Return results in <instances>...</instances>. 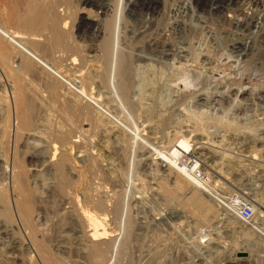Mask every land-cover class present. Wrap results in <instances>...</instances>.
<instances>
[{
  "label": "rangeland",
  "instance_id": "obj_1",
  "mask_svg": "<svg viewBox=\"0 0 264 264\" xmlns=\"http://www.w3.org/2000/svg\"><path fill=\"white\" fill-rule=\"evenodd\" d=\"M27 1L0 0V11L4 14L18 2L15 8L18 6L17 13L22 19L20 27L1 21L0 25L10 33L19 32L25 38L23 45L58 72L62 80L34 61L23 60L14 45L0 38V109L5 104L4 92L13 108L14 82L7 73L11 71L20 76L31 110L28 131L33 134L23 132L14 152L26 172L27 188L34 193L33 216L38 215L36 224L44 230L41 240H45L46 252L67 264L75 261L74 254L81 246L70 238L80 228L71 201L89 209V200L97 198L108 206L106 224L116 239L114 248L119 264H203L199 258L205 244L199 245V241L209 237L227 241L225 230L237 226L221 224L218 230L207 231L208 237L202 236V231L214 225L194 227V211L183 206L192 190L188 180L144 165L141 155L145 149L151 150L150 154L166 151L176 136L184 137L190 144L206 143L204 165L194 175L206 181L204 186L218 202L227 205L235 197L247 199L248 203L252 200L257 216L260 214L257 218L264 220V26L239 36L223 19L221 22L209 15L203 1L198 5L194 0H161L153 12L143 10L127 16L125 0H113L116 12L106 21L117 28L106 32L111 53L105 60L99 46L101 40L95 41L91 34L80 37L74 31L78 18L89 10L97 14L95 9L81 10L82 0H36L47 24L25 29ZM57 19L66 27L70 39L66 43L77 46V51L51 47L48 29ZM158 37L166 39L172 51L149 45L151 38ZM29 39L40 48L31 49L25 42ZM247 39L256 51L253 54L258 56L255 54L250 64L236 65L230 50ZM120 55L126 57L128 64L125 95L118 90L123 80L116 61ZM23 61L30 66L26 73L22 71ZM69 85L76 91L82 88L96 106L87 105L71 89L67 91ZM238 87L247 90L239 93ZM13 115L11 131L15 128ZM2 127L0 119V132ZM59 132L78 140L72 146L66 142L55 144L57 159L63 156L60 162L64 175L60 179L66 181L64 187L52 170L37 174L31 171L35 160L30 156L36 151H47L43 139ZM43 134L45 137L40 139ZM10 137L0 143V154L12 157ZM251 150H255V159L251 158L254 155ZM192 151L184 159L186 162L195 156ZM70 166L74 169L68 170ZM213 215L214 212L209 214ZM12 234L14 238L8 235L0 204V264H23L30 256L38 264L37 255L28 249L26 241L20 243L25 240L22 232ZM236 238L229 237V243L233 239L230 250H236L232 246L238 243ZM10 245L18 246L17 253L10 254ZM62 246L68 251L60 254L58 249ZM244 250L241 252L245 253ZM231 259L220 264H232Z\"/></svg>",
  "mask_w": 264,
  "mask_h": 264
},
{
  "label": "bare ground",
  "instance_id": "obj_2",
  "mask_svg": "<svg viewBox=\"0 0 264 264\" xmlns=\"http://www.w3.org/2000/svg\"><path fill=\"white\" fill-rule=\"evenodd\" d=\"M160 1L161 0H125V4H124L125 11H126L127 16H133L139 12H142L143 10H146V12L147 11L153 12V11L157 10ZM202 1H203V3H205L207 5V11L206 12L209 15H211L213 17H217L221 20L223 19L227 23V27L230 28V26H232V28H234V30L239 33V34H237L239 36L245 35V33H248L249 30L252 28L259 29L260 26H264V0H246L247 2H245V1L242 2L241 0H194L195 4H198V5H200V3ZM17 3H16V5H17ZM112 3H113V0H82L81 6L84 8L81 10L84 11L86 7H90L91 9H95L97 11V14H94L90 10L85 12L84 17L78 18V20H77L78 23H77V26H75V30H74L80 37H83L87 34H91L92 38H94L95 41L101 40L100 41L101 44L99 46H101L102 50L104 51L105 58H104V56H103V58L105 60H107L106 58L111 53V50L109 49L110 44L105 40L106 32L107 31L109 32L114 27H116V24L114 27H112L111 23H113V22L110 23V22L106 21L108 16L113 14V11L115 10V6H113ZM12 4H14V3L12 2ZM12 4H11V6H12ZM16 5H15V7H16ZM25 5H26L25 6L26 11H27V18H26L25 22H23V26H24V27L22 26L23 28H25V29L26 28H28V29L39 28V27H41V25L47 24L45 22L44 12L40 11V9L38 8L36 0H33V1L28 0ZM11 6L10 7L8 6L7 8H11ZM15 7L13 6L11 8V10H9V12L5 11L6 15L3 13L4 11H2V10L0 11V12H2V13H0V21L4 25H14V24L16 26L22 25V23H21L22 19L19 17V14L17 13L18 6H17V8H15ZM116 8H117V6H116ZM18 10H20V9H18ZM7 12H8V14H7ZM115 12L116 11H114V13ZM57 20L55 21L54 24H52V26L49 29L47 28L49 30V34H50L49 37H51V40H50L51 44H52L51 47L56 48V49L57 48H63L64 50H67L69 52L72 49L77 51V48H76L77 46L71 47L72 44L69 45L70 43L69 44L66 43V40L69 37V35L67 36V33H66V27L62 25L63 22H61L60 19H57ZM223 20L221 22H224ZM114 21H117V20L114 19ZM3 24L0 25V38H4L8 41V43L14 45V47L20 53V56L23 60L34 61L37 65L48 70L54 77L62 80V78L59 76L58 72L56 73L50 67H48L43 61H40L35 56L34 52L27 49L23 45L22 41L25 38L21 37L19 35V32L10 33L8 30L5 29ZM46 27H47V25H46ZM46 27L44 26V29H46ZM39 31L41 33V29H39ZM260 31H262V30L260 29ZM209 33H210V31H209ZM111 34H113V32ZM68 40H70V39H68ZM25 42H26V44L29 43L31 49H33V50H37L40 48L39 45L37 44V42L35 43V41H33L32 39H29L27 41L25 40ZM241 42L237 44L238 47H234V45L232 46V48L230 50L231 54H232L231 56L236 58L234 60L236 65H241V64L246 65L247 63L250 64V62H252L255 59L253 57L256 54V53L253 54L255 49L252 45H250L251 42L248 39L242 43ZM148 43L150 46L152 45L155 48H158V49L160 48L161 50L162 49L165 50V52L172 51V49L170 47L171 45H169L167 40L164 39L163 37L151 38ZM0 44H2L1 41H0ZM189 53H190V51H189ZM0 55L2 56V54H0ZM166 56H168V55H166ZM255 56L257 57L258 55L256 54ZM117 58L118 59L116 61L118 64L117 65L118 71H119V74L121 75V78H123V80L118 85V90H119V93H121L122 95H125L128 85H127V81L124 79L125 78L124 76L127 73L128 64H127V60L125 59L126 57L124 58L122 55H120ZM263 59L264 58H262V60ZM105 60H103V61L105 62ZM0 61H1V59H0ZM21 66H22V71L24 73L29 71L30 66H29L28 62L23 61ZM7 73H8L9 78H12V81L14 82V88L12 89L13 93L11 92V96H13V100H12L13 101V108H12V110H14V112H12L11 107H10V103H9V99L6 96L7 94L5 95V92H4L3 98H4L5 104L3 103L4 108L0 109L1 110L0 119H1L2 125L4 127H2V131L0 132V143L4 139L7 140V138L10 137V134L14 131L12 138L10 137L11 139H13L12 143L8 139L9 144L10 143L13 144L12 145V148H13L12 154L13 155H12V157H10V156H5L4 154L3 155L0 154V174L2 176V181L0 180L2 182V184L0 186L1 187L0 188V204L3 208L4 216H5V219L7 221L8 235L10 234V237L14 238L12 233H16V231H18V230L21 231L23 234V236H21V237H24L25 240H21L20 243H22L23 241L24 242L26 241V244L24 242L23 243L28 247V249H31L32 251H34L35 255H37V258H38L37 261L39 262L38 264H67L66 263L67 261L65 262L64 260L61 261V260L55 259L56 256L54 255L55 256L54 257L53 255H51L49 253L50 251L46 252V250H45L46 248H44V246H43L44 245L43 242L45 240L44 241L41 240V239H43L42 237H43V233H44L43 231L44 230L41 229V226H38L36 224L37 220H35V218H38V215H36V213H35L36 216H33V214L35 212L34 211L35 209L33 207L34 206V199H35L33 197L34 193H32V191H29L30 189L28 190V188H27V185L25 182L26 172H25L24 168L22 167V164L20 162L21 160L19 161V159L16 157V154H15L16 152H14V149L16 148V145L18 144L19 140L21 139V135L23 134V132H27L30 134V131H28V130H29V127L31 125L30 124L31 110L29 108V104L26 101L25 95L23 93L22 83H21V80L19 78L20 76H17V74H15V73L13 74L11 71H7ZM67 83H69V82H67ZM72 88H74V87H72ZM72 88H70V85H69L67 91H69L70 89L72 90ZM239 90H238L239 93H243L247 89L242 90V88H239ZM72 92H73V94L75 93V95L79 99L84 101L87 105L89 104V105L96 106L94 101H93V98H91L87 94H85V91L82 88H80L77 91H76V89L75 90L73 89ZM13 113H14V115H13ZM148 113H149V111H148ZM12 115L14 116V122L13 123L15 125V128L13 129V131H11V129L13 127V125L11 124L12 120H13ZM51 133H52V131H51ZM30 135H33V134H30ZM39 135L42 136L41 134H39ZM28 137H29V135H28ZM44 137L45 136L43 134V137H39V138L41 139ZM43 140L45 141V147L47 148V151H41V150L36 151L30 156L31 159L35 160V163L31 166V168H32L31 171L37 174V173L45 171V170H50V171L52 170L53 173H55V176H57L59 178L58 181H61V186H62V184L66 182V181H63L62 179H60V177H63V175H64L63 169L61 167L62 163L60 162V161H62L63 156H61V158L59 160L57 159L55 144L64 145V143L66 142V143H69L70 146H72V145H75V143H77L78 140L71 137V135L64 134V133L60 134V132L56 133L52 137L44 138ZM254 141L256 142L257 139H255ZM200 142L194 141L193 144H190L184 137L176 136L175 139L170 143V146L168 145L169 149H167L166 151H161V152H158L156 154H152L153 153L152 152L150 154L151 150L147 151L145 149V151L142 153L141 156H142V160L144 162V165H146V166L150 165V166H153L155 168H160V169L164 170L165 172H168L171 174L173 173L178 178L181 177V178H185L186 180H188V182L190 183V186H192V190L189 192L190 194H188V199L186 200V202L184 203L183 206L187 209H190V210L192 209L191 210L192 212L194 211L192 214V215H194V221H196V223H194V227L199 226V224L205 225V226L210 225V224L214 225V226L210 225L211 228L210 227L207 228L208 227L207 226L206 227L207 229L202 231V233H203L202 236L208 237V235L207 236L205 235L207 231L208 232H212V230L216 231L223 224H229V225L234 224L237 227H239L240 221L237 220V216H236L237 215V211H236L237 206L236 205L238 203L244 204L248 201H246L247 199L244 200L242 197H241L242 199H240L239 197H235V199L232 202L227 203V205L224 204L222 201H221L222 202V204H221L220 201L218 202L216 200V198L213 197V195H214L213 192L211 190H209L206 187V185L204 186L203 181L196 178V176H195L196 174L194 175V173L197 171V169L199 167L201 168L204 165L203 160L206 159L205 155H207L204 152L205 151L204 145L206 143L203 144ZM192 147L194 148V150L192 149ZM190 150L191 151L193 150L195 152V154H192L195 156L191 157L190 162H186L185 161L186 157L189 156V153H191V152H189ZM254 151L251 152L252 154H254L251 156L252 159L253 158L255 159V152ZM154 152H155V150H154ZM182 160H184L185 162L182 163ZM216 167H215V169H216ZM71 168L72 167L70 166V168L68 170H70ZM72 169H74V167ZM55 180H57V179H55ZM57 184L59 185V183H57ZM61 186H60V188H61ZM62 187H64V185ZM68 187H69V185H68ZM202 193L205 195H203ZM201 194L203 195V197L201 196ZM217 198H218V196H217ZM69 200H70V198H69ZM250 202H252V200L249 201V204H251ZM77 203L74 200L71 201V205L74 208H76L75 209V211L77 212L76 213L77 214L76 222L79 225L80 231H77L76 234H73L70 238V241H73L75 243L78 241L79 243L78 242L77 243L81 247L76 251V254H74V255H76L75 261L73 260V258H74L73 257L72 260L74 262L72 261V263H70V264H119L120 262H117L119 259L118 255L116 253L117 250L115 251V248H114L115 243H116L115 242L116 239L114 238V235L112 234V232L108 231V228H107L108 224H106L107 216L105 214V211H106L105 208L108 207V206L106 207L107 204L105 205L104 202L101 201L100 199L94 198V199L89 200L90 208L89 209H85V208L83 209V208H80L79 205H77ZM231 204H234V206H232ZM252 204L254 205V206L253 205L252 206H253V209H254L256 216H257L256 204L254 203V201ZM231 207H233V208H231ZM212 212H214V215L211 217V216H209V214ZM219 212H220V214H219ZM210 217L212 218V220L209 219ZM257 217H260V214ZM263 217H264V215H263ZM179 218H181V216ZM13 230H15V232ZM229 230H233V229H229ZM125 235H126V233H125ZM252 237H253V241H252V243H250ZM239 238H240V240H239L240 243L238 241L237 244H234V243L232 244V246H235V248H236V250H234V251H236V253L233 255V256H235L234 258H233V256H232V259L230 258L232 261V262L230 261V263L236 264V262H242V263H248L249 264V263H251V261L253 259L255 247L260 244V241L258 240V236L256 234L252 233L251 231H249L247 234H243V236L242 235L238 236V239ZM19 240H20V238L18 239V241ZM207 240H209L210 242L216 241L215 239H210V237H209L208 239L199 241V245L207 242ZM11 241H13V240H11ZM232 242H233V239L230 243H232ZM235 242H237V241H235ZM12 243H14V242H12ZM63 246H62V248L59 247V249H58L60 254L66 253L65 251L67 250V248H65ZM75 248H74V251H75ZM9 249L11 252L10 254H13L15 252L17 253L16 250L18 249V246L16 248V246L10 245ZM239 249H241V250L238 251ZM231 250H232V248H231ZM243 250L246 252L242 253L241 251H243ZM25 251H27V250H25ZM240 254H245V257H242V255H240ZM119 255H120V253H119ZM120 258H121V255H120ZM23 264H36V262L34 261L33 257L30 256V258H27L25 260V263L23 262ZM68 264H69V262H68Z\"/></svg>",
  "mask_w": 264,
  "mask_h": 264
},
{
  "label": "built area",
  "instance_id": "obj_3",
  "mask_svg": "<svg viewBox=\"0 0 264 264\" xmlns=\"http://www.w3.org/2000/svg\"><path fill=\"white\" fill-rule=\"evenodd\" d=\"M198 179L202 180L204 183L206 182L203 179ZM236 206V216L237 220L240 221L241 227L239 226L233 230H225L227 241L219 242V240H216L210 242L209 240H207V242L203 243L205 244L203 249L204 251H202L204 253L201 254L199 258L200 262H202L203 264H220L222 263V261L232 258L236 251L234 252V250H230L228 241L229 237L236 238L241 235L243 236V234H247L249 231L256 234L258 236V240L260 241V244L255 247L253 259L249 264H264V220L257 218L253 206L248 202L244 204L238 203ZM240 255H242V257H245V254Z\"/></svg>",
  "mask_w": 264,
  "mask_h": 264
}]
</instances>
